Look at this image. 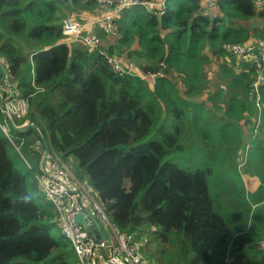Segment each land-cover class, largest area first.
<instances>
[{
  "label": "trees",
  "instance_id": "obj_1",
  "mask_svg": "<svg viewBox=\"0 0 264 264\" xmlns=\"http://www.w3.org/2000/svg\"><path fill=\"white\" fill-rule=\"evenodd\" d=\"M98 7L0 0V59L30 97L27 117L150 264H264V108L257 116L250 95L256 68L223 48L264 39V4L218 0L215 18L205 0H165L160 16L135 5L114 19V37L100 29L98 48L67 44V15ZM112 56L164 76L152 85L114 72ZM11 130L26 142L19 153L0 129V264H80L38 185L35 127ZM240 170L261 181L254 193L237 189ZM24 194L30 203H12Z\"/></svg>",
  "mask_w": 264,
  "mask_h": 264
},
{
  "label": "built area",
  "instance_id": "obj_2",
  "mask_svg": "<svg viewBox=\"0 0 264 264\" xmlns=\"http://www.w3.org/2000/svg\"><path fill=\"white\" fill-rule=\"evenodd\" d=\"M217 2L218 0H205L203 15L217 17ZM255 2L258 5L264 4V0ZM97 3L98 12L91 19L83 21L64 19L62 32L67 44L83 42L91 49L98 48L102 43L100 29L114 37L116 35L114 19L125 8L141 5L156 16L164 14L165 11V0H97ZM223 48L236 60L249 62L256 68L250 85V95L256 105L257 116L260 117L264 108L261 93L264 86V39L253 40L247 44L225 43ZM108 62L114 72L138 75L148 84L155 85L157 77L164 76L163 72L146 73L133 64L125 65L113 56L108 57ZM29 111L30 97L22 93L4 67L3 73L0 74V113L5 122L0 120V129L10 145L21 153L26 138L16 137L11 127L22 131L29 130L31 126L35 127L36 135H33L32 150L39 156L41 173L36 176L38 185L54 204L63 233L72 244L80 264H150L139 252L132 236L122 233L111 224L100 205L76 178L71 162L59 156L47 143V137L49 141L50 138L45 127L35 125L27 117ZM17 140L21 142L18 144ZM87 201L98 211L105 223L103 231L107 238H101L99 243L90 238L85 227L76 220L78 215L85 214L88 225L93 223L90 215L99 221L88 209Z\"/></svg>",
  "mask_w": 264,
  "mask_h": 264
},
{
  "label": "rangeland",
  "instance_id": "obj_3",
  "mask_svg": "<svg viewBox=\"0 0 264 264\" xmlns=\"http://www.w3.org/2000/svg\"><path fill=\"white\" fill-rule=\"evenodd\" d=\"M87 13H77V12H70L69 13V15H67V17H69V18H71V19H74V20H76V19H78V20H84L85 19V15H86ZM66 17V16H65ZM64 17V18H65ZM66 17V18H67ZM228 56L229 57H233V56H231V55H229L228 54ZM4 63V61L2 60V59H0V65H4L3 67H5L6 68V70H7V72L10 74V72H9V70H8V68H7V66L5 65V64H3ZM131 64H133L132 62H131ZM217 70H218V68H217V64L215 65V64H211V66H210V68L208 69H205V72H207V75L209 76V78L211 79V80H215V78H216V72H217ZM208 76H207V79H208ZM209 80V79H208ZM211 84V85H210ZM210 84H208L210 87H211V90H216V87H215V85L216 84H213V83H210ZM225 85V84H224ZM255 107H256V105H255ZM258 113V112H257ZM0 120L1 121H3V122H5V120H4V118H3V116L1 115V113H0ZM251 127H252V125L251 126H248V132L250 133L251 132ZM243 130V129H242ZM237 132V131H236ZM14 134V133H13ZM256 136H258L257 134H255V136L254 137H256ZM24 146V145H23ZM23 146H22V148H23ZM248 147H246V154H245V156H244V158L245 159H247V156H248V154H249V152H250V155L252 156V157H254L255 156V154H254V148H252V145H247ZM238 148L239 149H241V147L239 146V145H237V146H234V147H232V148H229L230 150H238ZM254 155V156H253ZM23 160V162H24V159H22ZM25 163V162H24ZM26 164L29 166V168H32V166H31V164L26 160ZM25 164V165H26ZM250 166V169H252V166L251 165H249ZM72 168H73V166H72ZM73 170H74V168H73ZM241 171V173H242V175H241V179H240V181H239V183H238V185L239 186H237V189L239 190V192L240 193H243V189L245 190V191H247L249 194H251L252 192H255L256 191V189L258 188V186H260V184H261V181L260 180H258V178L257 177H255L254 178V180L253 179H250V175H248V174H246L245 172H243L242 170H240ZM243 182H244V184H243ZM85 187H86V189H87V191L89 192V194L96 200V198H95V196H94V194H93V192H92V190H91V187H90V185H89V182H88V180H84L83 182H81ZM245 186V187H244ZM82 192L87 196V193L85 192V191H83L82 190ZM97 201V200H96ZM87 204H88V209L99 219V221L101 222V224L103 225V227L105 228V223H104V221L100 218V215H99V213H98V211L95 209V208H93V206L90 204V202L89 201H87ZM255 209V208H254ZM107 230V229H106ZM54 233L55 234H59V231H57V230H55L54 231ZM259 246L261 247V249H263L264 250V241H262V242H260L259 243ZM149 249H152V246L150 245V247H149ZM230 261H232V259L231 258H229L228 259V262H230Z\"/></svg>",
  "mask_w": 264,
  "mask_h": 264
},
{
  "label": "water",
  "instance_id": "obj_4",
  "mask_svg": "<svg viewBox=\"0 0 264 264\" xmlns=\"http://www.w3.org/2000/svg\"><path fill=\"white\" fill-rule=\"evenodd\" d=\"M90 216L92 217V221H93L91 225L87 224L84 214L78 215L76 220L85 227V229L87 230L89 234V237L92 238L96 243H99L100 239L101 238L106 239L107 235L105 234L101 225L95 219V217H93V215H90Z\"/></svg>",
  "mask_w": 264,
  "mask_h": 264
},
{
  "label": "clouds",
  "instance_id": "obj_5",
  "mask_svg": "<svg viewBox=\"0 0 264 264\" xmlns=\"http://www.w3.org/2000/svg\"><path fill=\"white\" fill-rule=\"evenodd\" d=\"M31 200H32V194H24L17 197V199L14 200L12 203L13 204L22 203L24 205H27L28 203H30Z\"/></svg>",
  "mask_w": 264,
  "mask_h": 264
},
{
  "label": "crops",
  "instance_id": "obj_6",
  "mask_svg": "<svg viewBox=\"0 0 264 264\" xmlns=\"http://www.w3.org/2000/svg\"><path fill=\"white\" fill-rule=\"evenodd\" d=\"M94 17V13L93 14H90V13H87L86 15H85V19L84 20H88V19H91V18H93ZM254 178H255V176H251L250 177V179H253L254 180ZM259 180V179H258ZM259 187V186H258ZM258 189V188H257ZM256 189V190H257ZM252 193H254V192H252ZM85 215V214H84ZM87 216L85 215V219H86V222H87V218H86ZM99 222V224L101 225V227L103 228V230H104V227H103V225L101 224V222L100 221H98ZM261 248V247H260Z\"/></svg>",
  "mask_w": 264,
  "mask_h": 264
},
{
  "label": "bare ground",
  "instance_id": "obj_7",
  "mask_svg": "<svg viewBox=\"0 0 264 264\" xmlns=\"http://www.w3.org/2000/svg\"><path fill=\"white\" fill-rule=\"evenodd\" d=\"M135 76H138V75H135ZM139 77V76H138Z\"/></svg>",
  "mask_w": 264,
  "mask_h": 264
}]
</instances>
